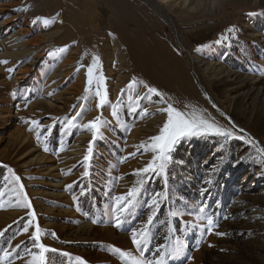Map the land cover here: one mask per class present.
I'll list each match as a JSON object with an SVG mask.
<instances>
[{"label":"rangeland","instance_id":"1","mask_svg":"<svg viewBox=\"0 0 264 264\" xmlns=\"http://www.w3.org/2000/svg\"><path fill=\"white\" fill-rule=\"evenodd\" d=\"M125 1L0 0V264H264V0Z\"/></svg>","mask_w":264,"mask_h":264},{"label":"trees","instance_id":"2","mask_svg":"<svg viewBox=\"0 0 264 264\" xmlns=\"http://www.w3.org/2000/svg\"><path fill=\"white\" fill-rule=\"evenodd\" d=\"M185 160H182L181 162L183 163ZM193 160H191L189 163L192 166L193 165ZM4 175V170L3 168L0 166V178ZM162 175L164 177L167 178L166 180V184H165V193H163V198H165V200H167L168 204L163 203L162 207L165 206V210L162 214H158L156 216V218L153 221V224L155 225H160L163 229V225L164 227L167 229L166 234H167V238L165 240H163L162 245H166L167 243H171L173 241V236H178L180 239L184 238L185 235H188L190 237V240L192 239L193 243H195L194 241L197 239V236L199 235V233L201 232V230L205 231V228H202L204 223L202 224H197V221L201 218L200 216L195 213V212H189V217L190 219L188 220H183V218H180L179 216H177L174 213V208L172 207L168 212V206H174L175 208H187L189 205L196 204L199 202V199L201 198V193L200 191L196 188V187H190L189 184V180H187L186 176H183V174H181L180 177H178L176 180H172V182H170V172L168 171H164V168L162 169ZM218 179L215 180L216 183ZM187 181V182H186ZM221 181V180H220ZM214 182V181H213ZM191 183H193L191 181ZM229 182L227 181H221L220 183H218L216 186H214L210 191L211 192H218L220 193L222 190L227 188V184ZM164 187L162 185V181H157L155 184H150V187H152V189H156V187ZM172 187H177V192H178V198L177 200H171V196L173 195V192H170V188ZM162 191H164V188H162ZM196 195V199L194 201H192V195ZM189 195V196H188ZM181 196L183 198V200L181 199ZM220 196V195H219ZM161 199V198H160ZM202 199V198H201ZM203 200V199H202ZM207 199H205L202 203L204 204L203 206L207 205L206 204ZM170 203V204H169ZM182 203V204H180ZM181 205V206H180ZM99 208V207H97ZM161 239V236L159 237ZM108 247H113V243L107 242ZM193 245V244H192ZM160 255H164L165 252H160ZM66 253H59L56 252V256H55V260L57 262L59 261H64L66 260ZM127 255L126 254H121L120 258H125ZM129 258V257H128ZM58 259V260H57ZM57 263V264H61ZM65 264V261L62 262Z\"/></svg>","mask_w":264,"mask_h":264},{"label":"bare ground","instance_id":"3","mask_svg":"<svg viewBox=\"0 0 264 264\" xmlns=\"http://www.w3.org/2000/svg\"><path fill=\"white\" fill-rule=\"evenodd\" d=\"M115 1V0H114ZM116 1H118V0H116ZM120 1V0H119ZM179 1V5H181L182 7H187V6H191L193 3H195V1H193V0H178ZM124 2H126L125 0H124ZM165 2H167V0H165ZM171 2V1H170ZM122 3V2H121ZM6 4V3H5ZM16 4H6V5H3L2 7H0V15H5L6 13H8V12H10V10H11V7H13V6H15ZM125 5V4H124ZM129 5V4H128ZM196 5H197V3H196ZM118 8V11H119V13L120 14H122L121 16H123L124 15V17L123 18H126V20L127 19H129V20H133L134 18H135V13H134V8H132L131 6H123L122 7V4L121 5H116ZM189 9V8H188ZM193 9V8H192ZM106 11V10H105ZM52 14H54V12L52 13ZM51 14V15H52ZM66 15H67V13H66ZM53 16V15H52ZM16 18V16L14 17V19ZM122 18V20H124ZM126 22V21H125ZM124 22V23H125ZM6 23V22H5ZM66 23V22H65ZM123 28H125V27H123ZM127 29V28H126ZM126 29H122V27L121 28H116V30H115V32L117 33V34H119V38H120V40L121 41H123V40H125L124 39V32H126L127 30ZM1 30H2V26H0V33H1ZM126 30V31H125ZM53 34V33H52ZM52 34H43L42 33V35L40 36V38H38V39H35L31 44H28V43H26L25 45H27V48H26V50L23 52V53H21V54H10V55H16V56H26L27 54H29V53H31L32 52V50H33V48L35 49L36 47L35 46H38V45H41L42 43H44L43 41H45V40H47ZM49 41V40H48ZM117 41H119V40H117ZM124 42V41H123ZM119 44H121V43H119ZM123 44V43H122ZM28 67L31 69V65L29 64L28 65ZM29 68H27V70L26 71H28V70H30ZM211 69H213V66L212 65H208V66H206V70L208 71V70H211ZM215 75V74H214ZM121 78H122V75H120L119 76V80H121ZM116 94L118 93V90L120 89V81H118V83L116 84ZM159 121H160V118L158 117V118H155V119H153V120H151V121H149V123H148V125L146 126V128L147 129H149V131H153L154 129H155V127L159 124ZM141 132V129L140 128H137L135 131H134V137L135 136H137V134L138 133H140ZM87 134V133H86ZM86 134H84V135H82V136H80V139L79 140H82V139H84V137H86ZM83 141V140H82ZM81 141V142H82ZM78 144H82V143H80V142H78ZM78 152H80V151H78ZM86 228H88L89 230L91 229L90 227H86Z\"/></svg>","mask_w":264,"mask_h":264}]
</instances>
